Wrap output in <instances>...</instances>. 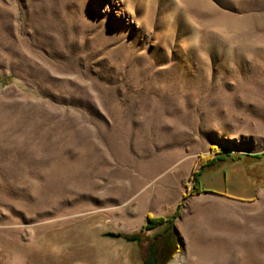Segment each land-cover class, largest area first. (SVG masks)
Listing matches in <instances>:
<instances>
[{
  "label": "rangeland",
  "instance_id": "obj_1",
  "mask_svg": "<svg viewBox=\"0 0 264 264\" xmlns=\"http://www.w3.org/2000/svg\"><path fill=\"white\" fill-rule=\"evenodd\" d=\"M262 162L264 0H0V264H264Z\"/></svg>",
  "mask_w": 264,
  "mask_h": 264
},
{
  "label": "crops",
  "instance_id": "obj_2",
  "mask_svg": "<svg viewBox=\"0 0 264 264\" xmlns=\"http://www.w3.org/2000/svg\"><path fill=\"white\" fill-rule=\"evenodd\" d=\"M245 163H248L245 160ZM256 164V163H255ZM264 163H258L256 164V166H259V168H262V165ZM221 167H216V170H219ZM243 180H246L247 182H245L244 185V189L243 193L245 192L247 195H251L253 194V192H256L260 197L264 198V187H261V184L264 182V169H259V171H253V172H246L244 171L243 175H242ZM255 178L259 179L260 181V186H258L256 183ZM253 180V181H252ZM252 181V182H251ZM246 194H243L242 196H245ZM241 196V195H240Z\"/></svg>",
  "mask_w": 264,
  "mask_h": 264
},
{
  "label": "water",
  "instance_id": "obj_3",
  "mask_svg": "<svg viewBox=\"0 0 264 264\" xmlns=\"http://www.w3.org/2000/svg\"><path fill=\"white\" fill-rule=\"evenodd\" d=\"M109 237L112 238H120L123 235L121 233H115V232H109L106 234ZM129 241H139L140 242V237L139 236H131V237H126ZM149 255L148 257L144 260V264H157L158 260L154 251L153 245L149 246Z\"/></svg>",
  "mask_w": 264,
  "mask_h": 264
},
{
  "label": "trees",
  "instance_id": "obj_4",
  "mask_svg": "<svg viewBox=\"0 0 264 264\" xmlns=\"http://www.w3.org/2000/svg\"><path fill=\"white\" fill-rule=\"evenodd\" d=\"M228 156H231V155H228ZM220 159H222V157H216V159L215 160H220ZM216 162V161H215ZM214 164V162L213 163H211V165H213ZM201 170L203 171V168H201ZM201 170H199V171H195L193 174H192V177L195 179V182H196V184H198V183H200L199 182V176L201 175Z\"/></svg>",
  "mask_w": 264,
  "mask_h": 264
}]
</instances>
